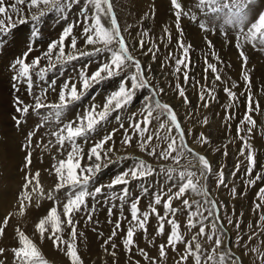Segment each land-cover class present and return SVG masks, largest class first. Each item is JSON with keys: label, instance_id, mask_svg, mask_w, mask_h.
I'll list each match as a JSON object with an SVG mask.
<instances>
[{"label": "snow or ice", "instance_id": "snow-or-ice-1", "mask_svg": "<svg viewBox=\"0 0 264 264\" xmlns=\"http://www.w3.org/2000/svg\"><path fill=\"white\" fill-rule=\"evenodd\" d=\"M81 0H0V45L5 43V38L11 30L17 27V24L23 25L33 23L36 25L45 16L52 12H59L63 15L66 11L72 9L74 5H80ZM170 11L174 17V27L179 38L176 43L179 46L180 56L175 58V68L173 75L182 74L185 83L189 80L188 69L191 68L190 51L191 43H185L184 29L181 27V19L188 18L190 21L198 23L202 32H215L223 28L222 35H228V32L235 29V47L239 52L242 61V77L246 91L238 93L233 89L239 87L236 82L229 81L228 86L223 87V91L229 98L228 108L231 109L239 101L241 96L245 97L244 115L240 125H248L246 128L247 138L239 135L244 130L237 128V134L242 142L240 155L247 161L246 175H248V184L254 185L257 181H264V172L252 176L256 165V155L250 142L253 130L256 128L257 121L253 117L257 113L264 114L260 102L254 99L252 89V76L248 69V57L242 45L251 44L254 48L264 50V0H194L190 6H185L182 0H169ZM23 6V9L20 6ZM195 9V11L193 10ZM199 13V15H198ZM82 19L69 23L63 27L58 39L51 41L47 49L36 55L28 62V58L36 50L35 40L39 37L38 30L34 27L31 34L25 38L26 50L15 57L9 64L14 71L11 77L13 91L19 92V85L25 83L28 94L33 97L32 104H26L19 95L13 100L15 113L12 120L19 127L26 122V117L30 112L40 117L39 123L26 136V142L21 147L26 151L24 168V182L21 194L18 196L15 211H8L0 216V238L6 236V230L10 221L17 217H24L32 208L33 204L37 208L40 201L48 200L52 206L46 211V214L40 216L34 224V234H38L41 243L47 238L52 246L62 252L70 261V264H84L78 250L77 237H83V232H78L77 226L83 221L85 225L93 224V231H96L95 225L99 223L94 220V214L97 210L96 203L89 206V198L97 201V198L104 193L106 188H113L116 185H123L121 193L117 196L113 194V199H118L120 203V215L115 221L109 219L113 224L110 235L104 240L101 247L104 252L112 257V264H117L118 245L115 238L120 236L121 243L125 253L128 254L129 264H142L141 260L134 259L136 251L147 264H164L167 260L168 249L173 252L178 251V245L183 244V253L179 255L175 264H187L191 258L194 264H243L240 256L233 251L232 242L228 239L227 227L221 218L220 209L223 205L212 197L207 188V181L212 175L214 169L212 162L205 154L196 152L189 147L185 139V130L181 127V122L174 107L169 103L162 102L160 97L166 94L163 86L154 85L148 73L151 71V65H144L141 59L134 54V48L138 46L142 50V55H151L153 60L159 52L156 46L149 47L143 51L146 43L144 39L148 37L147 30L139 33L141 39L137 45H130L124 32L131 28V25L121 29L116 12L113 6V0H85L84 6L80 9ZM155 16V5L151 10L144 14L142 19ZM77 24L82 25L81 37L83 39L84 49L77 48V37L73 35V29ZM164 36L170 41L172 32L166 25L163 28ZM163 39V37H162ZM66 40L70 41L66 45ZM205 41L211 50V56L217 63H209L207 56L205 63L208 70L213 74L211 85H203L199 92V99L202 107L208 108L211 99L215 98V88L217 84L223 81L221 72L217 64L223 63L221 57L216 53L210 40ZM90 46V50H89ZM66 47L70 51H66ZM133 49V51H130ZM103 57L94 72L89 74V64L82 68L73 69L75 76H67L59 86L57 92L56 80L51 79L48 85L41 89L39 94H34L33 74L35 73L43 80L49 72L59 70L61 74L66 71V65L72 61L84 57ZM173 53L169 52L166 59H172ZM42 61H46L42 65ZM131 69L129 73L127 70ZM120 77V82L115 90L110 91L105 97L103 105L95 103V95L89 104L85 105L82 111L78 112L75 118L67 119L66 113L76 104L82 102L90 93V90L97 89L105 82ZM199 83V81H197ZM171 87V85H169ZM148 90V95L144 97L142 107L139 112L132 113L128 117V127L125 128L121 123L119 129L123 130L124 145H131L133 135L140 137L138 146L149 156L158 157L163 160L171 159L175 167L165 169L161 166V171H165L169 180L175 179L178 183L174 185L175 191L169 189L167 193H156L148 205V210L141 211L139 207L141 197L137 196L130 202V220H127L123 214L124 202L128 200L129 189L127 185L130 180L145 179L153 175L155 169L143 159L136 158V163L126 171L117 175L108 184L95 183L97 175L102 168L112 163L110 154L115 151L113 137L118 129L114 128L99 139L94 138L99 135L97 132L104 122L114 112L127 109L136 98L140 90ZM57 92V99L54 102H48V92ZM174 91L185 104L190 101L185 88L179 83H175ZM46 109V113L41 114V110ZM162 117L166 119L161 121ZM116 120L121 117L117 115ZM233 115L227 112L226 119L231 120ZM153 121L159 122V129H165V134L160 135L159 130L155 133V139L166 142L167 147L159 151V145L150 147L154 139L153 134L149 132V125ZM53 122L55 127L47 135L52 137L46 144L45 149L55 148L57 155L53 156L55 163L51 167L50 174L54 175V186L45 188L41 184V172L34 173L30 171L32 164V152L28 149L33 144V137L45 125ZM202 124H208L207 117H204ZM175 130L177 135H173ZM190 133V130H189ZM264 134V133H262ZM201 145L209 144L208 138L203 132L196 138ZM82 140L85 144L91 142V147L85 151L77 141ZM113 146H109V145ZM39 146V145H37ZM219 151V149H216ZM66 152V155L64 153ZM224 155H227L225 150ZM190 156L186 164H181V160ZM59 157V158H58ZM127 157H118L125 159ZM86 159L87 163H82ZM195 168L196 170H191ZM239 168V165H237ZM217 187H228L223 168L217 171ZM94 186L89 189V185ZM64 191V199H59L58 194ZM145 193L148 189H143ZM192 192L202 197L201 200H192L184 198L185 194ZM233 197L237 195V189L231 188ZM261 202L254 205V210L264 209V187L259 190ZM182 202L183 209L173 207V201ZM157 206H162L164 214L161 215ZM108 208V215H113V208ZM187 210L186 222L184 228L191 234L190 239L181 232V224L176 218L178 212ZM80 217L79 219L77 217ZM150 216H154L158 221L155 229V236L148 240L149 244L156 247L158 256L152 257L144 248L139 247L135 237L139 233L144 234L148 239V224ZM127 220L126 230L122 227L123 222ZM259 220L264 224V212H261ZM170 230L166 233L165 226ZM227 225H234L240 228V222L229 218ZM251 227V225H249ZM193 230H196L193 232ZM67 232L68 239H65ZM167 235L166 242L155 244L156 237ZM103 236V233H98ZM257 233L254 231L248 237L253 239ZM204 238L210 245V249L204 248L200 239ZM14 239L18 246L8 249L0 246V264H6V254L11 251L13 264H49L45 259L40 248L19 226L14 227ZM237 245L243 244L242 237L238 234L236 237ZM256 252L257 258L261 264H264V251L259 248L250 249Z\"/></svg>", "mask_w": 264, "mask_h": 264}, {"label": "rangeland", "instance_id": "rangeland-1", "mask_svg": "<svg viewBox=\"0 0 264 264\" xmlns=\"http://www.w3.org/2000/svg\"><path fill=\"white\" fill-rule=\"evenodd\" d=\"M84 2H85V0H81L80 5H74L71 10L66 11L63 15H61L59 12L49 13L40 22H38L37 25H34L33 23H31L26 27L27 32H28V35L26 37H28L31 34L34 27L39 32V38H37L35 40L36 50L32 53V57L30 58V60H28L29 62L31 61V59L33 57H35L36 55H39L42 51L46 50L47 45L51 41L58 39L60 33L62 32L63 27H65L69 23H74L77 19L78 20L82 19V17L80 16V9L84 6ZM121 29H122V27H121ZM30 30H32V31H30ZM81 33H82V25L77 24V26L74 27V29H73V35H75L77 37V48L78 49H84L85 48V46L83 44V39L81 37ZM124 35H125V33H124ZM125 37L127 39L126 35H125ZM146 40L150 41V43L145 44V48L143 49V51H147V49L149 47H153V46H156L159 48V52L156 54L155 60H153L151 55H147V56L142 55V50L139 47L134 48V54L137 55L141 59L142 64L151 65V71L150 72H151L152 83L154 85L158 84V85L163 86L165 88L166 94L162 95L160 97V99L162 102L169 103L170 105H172L174 107V110L176 111L177 116H178V120L181 122V127L185 130V133H186L185 139L187 140L189 147L193 148L196 152H199L201 154H205L208 157V159L212 162L214 171L207 181V188L210 191L212 197L215 198L217 201H219L223 205V207L220 209V215H221V218L223 219V221L227 227L228 239L232 242L233 251L236 253L237 256L241 257V255L242 256L244 255V257L246 259L241 257V259L243 260V264H261L260 260L257 258L258 254L256 252L250 251V249H252V248H259L261 251H264V224H262L259 220V216L257 215L258 211L254 210V205L257 203H260L261 200L257 195H255L254 192H252L254 190V185L249 186V184L247 182L248 178H249L248 175H246L247 161H246L244 156L240 155V148L236 144V142L232 141L233 138L230 139V138L225 137V136H220V135L217 136L216 134L213 133V130L210 127L208 116H207L208 124H206V125L202 124V121L207 114V113L206 114L203 113V111L207 108L202 107V102L199 99V92L202 90L203 85H205V84L211 85L212 82H208V81L204 82L203 78H202L204 72L198 70L197 67L196 68L192 67V68L188 69L189 80L187 83H185L183 80L182 74L177 73L176 75H173V72L168 70V69L172 68L171 61H170V59H166L168 56H165L163 54V50H164L163 44L164 45L167 44L166 45L167 49L170 46H172V48L176 47V49H179V46L177 45L176 41L171 39L170 41L167 40L168 43H166L164 41L156 39L153 36L146 37ZM173 42H174V44H173ZM65 43L67 45L70 43V41L66 40ZM128 43H129V41H128ZM185 43L187 44L190 42L185 40ZM24 44H25V41H24L23 45ZM212 44H213V42H212ZM130 45H132V43ZM41 46H42V48H41ZM24 47H25V45L23 47H21V50H26V48H24ZM214 48H215V46H214ZM69 49L70 48L66 47V51L71 50V49L70 50ZM193 49L195 50V47L192 45L191 50L193 51ZM255 49L259 50L258 47ZM89 50H90V46H89ZM130 51H133V49H130ZM102 58L103 57H99V56L92 57V58L84 57V58L78 59L76 61H72L66 65V71L63 74H61V72L59 70L53 71L52 73H48L46 76L47 78L45 79V82H42V83L45 84L47 82L46 80L55 79L57 84H58V85L56 84V86H60L63 83L64 79L67 78V76H70V75L75 76V72L73 71V69L82 68L85 64H89L88 72L90 74L91 72H94L96 70V68L98 67ZM192 58H194V57L190 56L191 64H193V61H194ZM207 58H208L209 63H215L212 61L210 56ZM198 61H200V64L204 65V67L207 66L205 63V57L201 56V59L197 60V62H196L198 64L197 66L201 67V65H199ZM154 64H155V66H154ZM217 67L219 70V66H217ZM127 71L130 73L131 69H128ZM158 72L161 73L163 76L159 77ZM5 77L2 78V81L5 80L4 79ZM157 77H159V79ZM181 77H182V79H181ZM8 78H11V77H7V79L4 81L5 85L3 87V92L5 91L7 93L6 97L9 98V101H7V104L4 105L3 108L0 105V109L4 110V112L6 111V116H4L0 119V139H1L0 144L5 143V142L9 141L10 139L12 141H17V139H18L19 145H20V154H18V155H20V158H18V160L21 162H24L25 156H26V151L21 146L23 144H25V142H26L27 133L29 131L33 130L35 125L39 123L38 121L40 120V117H38L35 113L30 112L29 115L32 116V119L29 116H27L25 118L26 119L25 123H23L19 127H17L15 125L14 121L12 120V116L14 114H16L14 111L15 109L13 107V99L15 98V95H14V92L12 91L13 90L12 84L14 82L13 81L11 82V80ZM208 79H210V78L207 77V80ZM197 81H199V83H197ZM119 82H120V77H116V78H113V79L105 82V84L101 85L99 88L90 90L89 98L85 102L82 101V102L76 104L72 109H70L66 113V118L67 119L75 118L72 116V114H74L76 116L78 112L82 111L83 107L91 102L93 95H95V103L97 105L102 106L103 102H104V97L110 91L115 90V88L118 86ZM177 82H179L185 88L186 94H187L188 99L190 101L189 104H185V103L181 104L182 112L185 115V119H184V116H182L181 113H179L178 108L176 106V103L173 100V98L175 99L174 96H177L178 100H180V102L183 103V100L181 98H179L178 94L174 91L175 83H177ZM42 83H39L38 85L36 84L37 87L35 86L34 89L41 91V89L43 88ZM169 85H171V87H169ZM224 86H228V85H223V84L218 85L217 84L216 88H215V98L212 99L209 97V99H211V103L208 107L210 112L212 110L214 111V109L215 110L218 109V111L220 112V110L228 107L229 102L221 101V97L223 95L225 98L226 97L228 98L227 94L222 90ZM233 90L236 91L238 93V95H239V93H241V92H239L238 88L233 89ZM242 92H244V91L242 90ZM146 94L147 95L149 94L148 90H146V89L138 91L136 98L134 99L133 103L127 109H125L123 111L112 113V115L108 118V120L106 122H104L100 127H98L97 132L99 133V135L94 134V138L96 139L101 134L107 133L108 131H111L114 128H116V129H118V131H120L121 129H119V126L121 123H123L124 127L127 128L128 127V117L131 116L132 113L139 112V110L142 107V103H143L142 98ZM243 97L242 96L240 97L239 102H237L235 104V108L232 109L233 118L230 121L227 120L226 117H223L222 114L221 115L219 114V119H222L224 125L228 126L227 127L228 128V134L231 136L234 135V131H235L236 127L240 126V121L243 119V117H241V112H240L241 108L237 107L238 104L242 105ZM184 107H185V109L183 111ZM41 114H44V113L41 112ZM117 115H119L121 117V119L119 121H117L115 118ZM8 119H9V121H8ZM164 119H166V117H162L160 122H163ZM5 120H6V122H5ZM54 127H55V124L53 122H50L49 124L42 127L39 130L38 134L33 137V141H34L33 145L28 149V151H31L32 154L34 155V153L41 152L42 149H45V148H43V145H41L40 143H41V141L46 142L47 140L49 141L50 139H53L52 137L47 135V133L50 130H52ZM148 127H149V132L146 133V135L147 134H153L154 139H153L152 143L155 141H159V140L155 139V133L157 130H159L160 135L162 136L161 131H163V129H159V122L153 121L152 124H150ZM189 130H190V133H189ZM40 132L42 133V137L39 139L38 135L40 134ZM201 132H203L205 134V136L208 138L209 144L201 145L197 141L196 138L199 136V134ZM80 141H82V140H78L79 143H80ZM250 142H252V141H250ZM251 144L253 146V151L256 155V165H255L254 170H253L254 173H252V176L254 177V174L264 172V141L258 145L253 144V143H251ZM36 145H39V146H36ZM6 146L7 145H3V146L0 145L1 151L4 148H6ZM216 149H219V151H216ZM225 150L227 151V155H224ZM1 151H0V155H1L0 160L3 159L2 156H4V155H2L3 153ZM4 151L10 152V150H7V149H5ZM115 151H116V149H115ZM115 151L110 154V158H111V160H113L112 163L108 164L107 167L102 168L101 172L97 175L96 181H94V184L95 183H100V184L110 183L111 180L113 178H115L117 175H119L120 173H122V172L126 171L127 169H129L130 167H132L133 166L132 164L136 163V158L145 160L147 163L151 164L153 166V168L155 169L154 174L148 176L145 179L130 180V183L127 185L128 189H129V197H128V200L126 202H124V205L127 203L130 205V202L133 199H135L137 196H139V197H141L139 207H140V210L143 212V211L148 210V207H146L144 205V202H143L144 197H147L148 199L152 200L153 196L158 192L159 193H167L169 191V189H172V191L176 190L174 185L177 184L178 182L175 179L169 180L167 173L165 171H161V166H163L165 169H167L168 167H175V165L171 159L163 160V159H160L158 157L149 156L144 151L136 152L133 149H127L126 151H122L120 153V156H119V157H127V158L116 159V161L114 162L112 155H113V153L115 154ZM157 151H159V150H157ZM188 159H191V158L188 156ZM5 161L10 162L7 171L9 172L8 175L10 177L9 179H10L11 183H9V185H7L8 182L3 181L4 183L2 184V182H1L2 176H0V187L2 188V185H3V187H4L3 192H5V193H3L4 195H7V196L16 195L18 198V196L22 192L23 182H24L23 178H24L25 174L23 171V165H20L19 163L17 164L14 161V156H12L11 159H3L2 165L7 164ZM186 163H187V158H184L181 160V164H186ZM114 165H116V167L113 168ZM237 165H239V168H237ZM17 167H19V168H17ZM221 167L223 168L225 180H226L228 187H223V186L217 187V185L215 183L217 178H218L217 171ZM0 168H1V166H0ZM1 169H0V172H2ZM191 170L195 171L196 169L192 168ZM117 172H119V173H117ZM1 175H3V173H1ZM21 175H23V176H21ZM259 183L264 184V181H259ZM94 184L89 185L90 190L94 186ZM233 186L237 189V195L235 197H233L231 194V188ZM123 187H124L123 185H116L115 187L110 188V189L106 188L104 193L101 194L97 198V200H99V202H101V203L98 202V204L100 205L104 202L102 204L103 207L109 208L108 207L109 202L112 201L113 205H116L115 208H117L116 203H121V202L118 199H113V194L118 196L121 193ZM145 187L148 189L147 193H145L143 191V189ZM263 187H264V185H263ZM142 196H144V197H142ZM184 198L189 199L190 201L202 199V197L197 196L196 194H194L192 192L186 193ZM89 200H92V199L90 198ZM16 204H17V202H16ZM106 204H107V206H106ZM14 206L11 205V208H9V210L8 209L7 210L8 211H15L16 209ZM161 207L162 206H157V209L160 212V214L163 215L164 210ZM173 207L183 209L182 202L179 200H174L173 201ZM115 208H113V209H115ZM7 210H5V211L0 210V215L3 216V214L7 213ZM186 217H187V210L186 209H184L183 211L178 212L176 214V218L181 224V232L186 235V238L190 239L191 234L187 233V230L184 228V224L186 222ZM229 218L233 219L234 221L238 220L240 222V228L237 229L234 225H227V220ZM130 219H128V220H130ZM153 222H155L158 226L157 219L154 216H150L149 224L153 223ZM19 223H20V221L18 218L10 221V225L6 230L7 232H6V236H5V238H6L5 243L8 242L12 238V234L14 233V227L16 225H19ZM126 225L128 227V224H126ZM249 225H251V227H249ZM165 229H166V233H167L170 230V227L168 225H166ZM149 231L150 230L148 229V233H149ZM195 231L196 230H193V232H195ZM253 231L255 233H257V235L255 237H253V239L249 240L248 237L252 234ZM95 233H100V232L95 231ZM238 234L243 239L242 245H237L235 243L236 237ZM164 237L165 238L162 241V243L166 242L167 235L165 234ZM200 242L204 248L210 249V245L206 242V240L204 238H201ZM177 247H178L177 252H173L171 249H168V253H167L168 258H167L166 262H164V264H175V261L178 259L179 255L183 253L184 245L180 244ZM136 253L139 255L138 251H136ZM118 254L119 253H117V256H118ZM126 255H127V253H126ZM150 256H152V255L150 254ZM152 257H154V256H152ZM141 259H142V257L140 256V260ZM141 262H143V259ZM98 264H100V263H98ZM187 264H194V262L191 258H189V260L187 261Z\"/></svg>", "mask_w": 264, "mask_h": 264}, {"label": "bare ground", "instance_id": "bare-ground-1", "mask_svg": "<svg viewBox=\"0 0 264 264\" xmlns=\"http://www.w3.org/2000/svg\"><path fill=\"white\" fill-rule=\"evenodd\" d=\"M182 2L185 6H190L194 3V0H182ZM152 5H155V16L142 19V17H144V14L151 10ZM113 6H114V9L116 11V15H117L118 21L122 27V30L125 29L127 26L131 25V28H128V31H126L124 33L127 36V39L129 37V34H131V38L128 39V41L130 44L132 43V45H137V42L139 41V39H141L139 33L143 30L148 31V33H149L148 36H153L156 39H159L161 41L168 43V41H167L168 38L166 36H164V33H163V28L166 25L170 28V30L172 32V40L177 41V39L179 38V34L177 33V31L175 30V27H174V17L172 16V13L170 11L169 0H113ZM20 7L23 9L22 5ZM193 10L195 11V9H193ZM198 15H199V13H198ZM29 24H31V22L23 24V25L17 24V27L12 29L10 34H8L7 37L5 38V43L3 45H0V105L2 106V108L4 107V105L7 104V101H9V98L6 97L7 93L5 91L3 92V87L5 85L4 81L7 79V77H12L15 74L14 71L9 67V64L15 57H18L22 53V51H24V50H21V47H23L25 45V44L23 45V43L25 41L26 36L28 35L26 27ZM181 27L184 29V40L190 42L195 47V50L193 49V51L192 50L190 51V56L194 57V58H192L194 61H193V64H191V68L197 67L198 70L204 72V74L202 76L203 81L204 82L205 81L212 82L213 74L211 73L210 70H208L206 72L205 70H206L207 66L204 67V65L200 64V61H198V63H199V65H201V67L197 66L198 65L196 63L197 60L201 59V56H203V57H206V56L209 57L210 56L212 61L217 63L216 60L210 54L211 50L209 49V47L205 41V36H206L207 40H210L211 42H213L212 45L215 46L214 49H215L216 53L221 57V60L223 61V63L217 64V66H219V71L221 72V75L224 78L220 84L228 85L229 81L236 82L239 85V87H238L239 92H242V90L245 92L246 89H245L244 82H243L242 67H241L242 61L239 57V52H238L237 48L235 47V39H234L235 29L230 30L228 32L227 37L221 34L224 31V29L222 27L219 28L215 32H202L198 26V23L192 22L188 18H183V17L181 19ZM30 31H32V30H30ZM162 37H163V39H162ZM144 39H146V37ZM173 44H174V42H173ZM166 45L163 44V46H164L163 54L165 56H168L169 52L173 53V57H172V59H170L172 68L168 69V70H170L171 72H174V68H175L174 60H175V58H178L180 56V50L176 49V47L172 48V46L168 47V49H167ZM242 46L244 47L245 54L248 57V69L250 70V74L252 76V89H251V91L253 93L254 99H256L260 102L261 109L264 110V50L255 49L254 47H252L251 44H244ZM41 48H42V46H41ZM135 48H138V46H136ZM31 57H32V54L28 58V60H30ZM45 63H46V61H42V65ZM154 66H155V64H154ZM49 73H52V72H49ZM148 75L151 78V72H149ZM162 76L163 75L161 73H159V77H162ZM3 77H5L4 81H2ZM159 77H157V78L159 79ZM207 77H209L210 79L207 80ZM46 78L47 77H45L43 80H41L34 73L33 74L34 87L36 86V84L38 85L39 83L45 82ZM8 79H10L12 82L11 78H8ZM181 79H182V77H181ZM46 81L47 82L45 84L42 83L43 88L48 85L50 79L46 80ZM34 87H33L34 94H39L41 91L34 89ZM56 87H57V92H58L59 86H56ZM19 88H20L19 92H15L11 89L14 92L15 97L17 95H19L21 97V99H23L25 101L26 104H32L33 103V97L28 94L26 84L25 83L20 84ZM57 92H52V91L48 92V95H47L48 102H54L57 99ZM145 96H147V94ZM145 96H143L142 100H144ZM174 97H175V99L173 98V100L176 103L178 111H179V113H181L182 116H184V119H185V115L183 114L182 107H181V104H184V102L183 103L180 102V100H178L177 96H174ZM223 97H224V95L221 97V101L229 102V99L227 97L226 98L225 97L223 98ZM88 98H89V95L83 101L85 102ZM244 102H245V97H243L242 105H240V104L237 105V107L241 108V111H240L241 117H243L244 111H245ZM234 108H235V106L232 107L231 109H229L227 107V108L220 110V112L218 111V109L217 110L214 109V111L212 110L210 112L209 108H207L203 111V113H205V114L207 113L205 117H207V116L209 117L210 127L212 128L214 134H216L217 136H219V135L225 136V137H228L230 139L233 138L232 141L236 142V144L241 149L242 142L239 139L238 134H237V128L238 127H236V129L234 131L235 136L234 135L231 136L228 134V128H227L228 126L224 125L222 119H219V114L220 115L222 114L223 117H226L227 112L230 111L232 113L233 112L232 109H234ZM184 109H185V107L183 108V111H184ZM46 111H47L46 109L41 110V112H43V113H46ZM4 116H6V111L4 112V110L0 109V119ZM28 116L32 119V116H30V115H28ZM72 116L75 117L74 114H72ZM254 119H256L257 125H256V128L253 130V133L251 135L252 139L250 141H252L251 143L258 145L264 141V134H262V133H264V114L257 113V114H255ZM8 121H9V119H8ZM5 122H6V120H5ZM239 127H242V129H244L239 133V135L245 136L247 138L246 128L248 127V125H244V126L240 125ZM108 132H110V131H108ZM161 132H162V136H163L165 134V129H163V131H161ZM105 134L106 133L101 134L96 139L101 138ZM172 134L178 136V134L174 130H173ZM41 137H42V133L40 132V134L38 135V138L40 139ZM122 139H123V130L121 129L113 137L114 148L116 149L115 154L113 153V155H112L114 162L116 161V159H118V157L120 156V153L122 151H126L127 149H133L136 152H141V149L138 146V141L140 139V137L138 135H133L131 145L122 144L121 143ZM47 142H48V140L46 142L41 141L40 144L44 145ZM77 143L81 144L84 147L85 151H87V149L89 147H91V142L85 144L83 141H80V143L77 141ZM0 145L1 146L7 145L6 148H4L2 151H1V147H0V151L3 153L2 155H4V156H2L3 159H11L12 156H14V161L17 164L19 163L20 165H23V168H24V162H21L18 160V158H20V155H18V154H20V145H19L18 139H17V141H12L10 139L9 141L2 143ZM157 145H159V148L157 150H161V149L167 147L166 142H162V141H155L151 144L150 147H156ZM109 146H113V145L110 144ZM5 149L10 150V152L4 151ZM56 155H57V153H56L55 148L49 147L47 149H42L41 152L34 153V155L32 156V164L30 166V171L34 173L35 171L39 170L41 172V184H43V186L46 189L54 186L55 177H54V175L50 174V171H51L52 165L55 163V161L53 160V156H56ZM64 155H66V152L64 153ZM186 158L188 160V157H186ZM3 159L0 160V166L2 168V169L0 168L2 171V172H0V176H2L1 182H2V184L4 182H8L7 185H9V183H11V181L9 179L10 177L8 175L9 172L7 171V169H8L10 162L5 161L7 164L2 165ZM82 163H87L86 159L84 161H82ZM132 165H134V164H132ZM114 167H116V165H114L113 168ZM17 168H19V167H17ZM1 173H3V175H1ZM117 173H119V172H117ZM253 173H254V171H253ZM21 176H23V175H21ZM254 176H255V174H254ZM263 185H264L263 183H259V181H257L256 184H254V190L252 189L253 190L252 192H254L255 195H257L259 197V190H260V188L263 187ZM3 188L4 187L2 185V188L0 187V210L1 211H5L7 209L9 210V208H11V205L14 206L17 202L16 199H18L16 195H14V196L4 195L3 193H5V192H3ZM64 191L65 190H61V192L58 194V198L61 200L64 199ZM142 197H144V196H142ZM151 201H152L151 199L144 197L143 202H144V205L146 207H148V205ZM96 202L93 200L88 201L89 206H91L93 203H96ZM99 203H101V202H99ZM102 204L99 205L98 202L96 203L97 210L94 214V220L99 221V223L95 225V228H96V231L103 233V236L98 235V233H95V231L92 230L93 224L85 225L82 221L77 226L78 232L84 233V236L82 238L78 236L77 241H76L77 250H78L82 260L84 261V264H98V263H100V264H112V257L108 256L104 252L101 245L103 244L104 240L107 239V237L110 235L112 227H113V224L109 223V219H111L112 221H115L117 219V217L120 215L121 209H120V203H116L117 208L113 209V215L111 217H109L108 211H107L108 208H104ZM112 205H113V202L111 201V202H109L108 207H112ZM51 206H52V202L48 201L46 199L40 201L39 208H37L35 206V204H33L32 208L28 211V213L24 217H17L20 221L19 226L25 231V233L29 237H31L34 240V242L40 248L45 259L49 261V264H70V261L68 260V258L62 252L56 250L52 246V243L50 240H48L46 238L43 241V243H41L39 240L38 234H34L35 222L37 221V219L40 216L46 214V211ZM106 206H107V204H106ZM8 210H7V212H8ZM261 212H264V209H261L259 212H257V215L260 216ZM123 214H124V217L127 218V220L131 218L130 217V207H129L128 203L125 204L123 207ZM77 218L79 219L80 217L78 216ZM127 220H125L122 224V227L125 230L127 228V225H126ZM148 227H149L148 229L150 230L148 233V239L144 238V234L142 232L139 233L135 237V239H136V242L139 245V247L146 249V251H148L149 254H151L154 257H157L158 252H157L156 247L149 244V242H148V240H150L152 237L155 236V229L157 228V224L155 222H153V223L148 224ZM164 236L156 237L155 244L159 245L160 243H162V241L165 238ZM64 238L68 239L67 232H66ZM121 240H122V238L120 236L115 238V242L118 245V253H119L117 256V264H129V257H128V254L126 255V253L123 250ZM5 241H6L5 237L0 238V246L6 247L8 249H11L13 247L18 246L17 240L14 239V233L12 234V238L8 242L5 243ZM241 257L245 258L244 255L243 256L241 255ZM134 259L140 260V256L136 253ZM141 261H142V259H141ZM6 264H13V258H12L11 251L7 252V254H6ZM142 264H147V262L143 261Z\"/></svg>", "mask_w": 264, "mask_h": 264}]
</instances>
